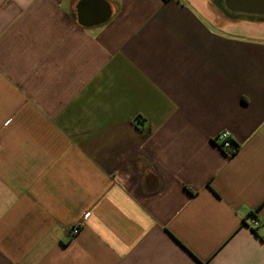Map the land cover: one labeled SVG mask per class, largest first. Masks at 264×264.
<instances>
[{
	"label": "crops",
	"instance_id": "1",
	"mask_svg": "<svg viewBox=\"0 0 264 264\" xmlns=\"http://www.w3.org/2000/svg\"><path fill=\"white\" fill-rule=\"evenodd\" d=\"M259 4L0 0V264H264Z\"/></svg>",
	"mask_w": 264,
	"mask_h": 264
},
{
	"label": "built area",
	"instance_id": "2",
	"mask_svg": "<svg viewBox=\"0 0 264 264\" xmlns=\"http://www.w3.org/2000/svg\"><path fill=\"white\" fill-rule=\"evenodd\" d=\"M217 141L220 143L221 147L224 150H228L230 154H234L237 151V146L235 142L233 141L232 137L228 133H222L217 137ZM89 217L87 214L84 218ZM258 225V221L252 220L251 226L256 227ZM82 232V225L80 223L75 224L70 228L69 234L76 238L78 237Z\"/></svg>",
	"mask_w": 264,
	"mask_h": 264
},
{
	"label": "water",
	"instance_id": "3",
	"mask_svg": "<svg viewBox=\"0 0 264 264\" xmlns=\"http://www.w3.org/2000/svg\"><path fill=\"white\" fill-rule=\"evenodd\" d=\"M229 5L236 10L240 11H255L260 0H228Z\"/></svg>",
	"mask_w": 264,
	"mask_h": 264
}]
</instances>
